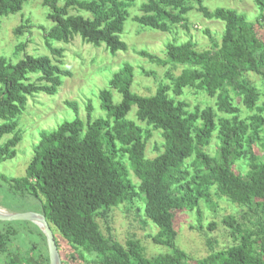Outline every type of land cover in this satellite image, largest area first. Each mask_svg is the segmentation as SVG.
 <instances>
[{
    "label": "trees",
    "instance_id": "obj_1",
    "mask_svg": "<svg viewBox=\"0 0 264 264\" xmlns=\"http://www.w3.org/2000/svg\"><path fill=\"white\" fill-rule=\"evenodd\" d=\"M26 1L0 0V16L19 12ZM41 1L52 22L45 30L46 41L67 43L79 35L95 46L103 43L111 53L126 50L120 34L131 0ZM202 1L147 0L140 4L142 14L134 17L141 26L162 32L178 24L188 30L185 14L195 4L204 18L222 22L219 41L210 48L197 49L188 39L168 41L164 58L137 51L158 65L180 67L170 76V85L160 83L150 94L132 91L134 69L123 63L98 92L104 115L93 117L88 102L85 120L75 116L39 133L23 175H0L12 197L35 202L58 250L67 253L63 245L68 244L76 253H67V258L89 264H264V99L259 102L260 90L248 76L254 73L264 82V0H253L259 11L254 21L234 8L210 10ZM71 7L82 12L70 13ZM20 27L15 31L21 32ZM47 46L51 54L61 55L62 48ZM59 63L44 54H24L16 62L0 57V140L11 135L0 143V162L16 155L21 135L15 118L24 109L26 96L53 94L62 78L71 75ZM185 89L215 97L221 115L209 105L190 108L182 98ZM112 90L119 94L118 101ZM239 103L250 113L242 117ZM65 104L77 112L76 103ZM133 105L136 119L158 130L162 138V150L153 157L145 154L150 130L127 118ZM213 134L217 146L210 155L206 147ZM120 156L127 159L135 184ZM241 160L244 172L235 166ZM212 186L218 197L239 208L220 219L232 242L193 258L175 245L173 223L177 212L193 210L200 223L201 198L215 209ZM135 193L143 202V215L157 228L152 242L169 247V252L149 257L137 238L120 243L101 231L97 218L131 202ZM18 222L20 227L0 230L3 264H49L43 233L30 221ZM215 226L210 221L205 229ZM23 233L30 239L25 246L17 242Z\"/></svg>",
    "mask_w": 264,
    "mask_h": 264
},
{
    "label": "rangeland",
    "instance_id": "obj_2",
    "mask_svg": "<svg viewBox=\"0 0 264 264\" xmlns=\"http://www.w3.org/2000/svg\"><path fill=\"white\" fill-rule=\"evenodd\" d=\"M145 1L147 0H131L125 6L126 19L120 38L126 43L127 48L115 53L109 52L103 43L95 46L83 41L79 35H74L67 43L56 40L46 41L44 39L45 30L52 25V22L46 16L48 8L43 6L41 0H27L19 12L0 16V57L6 58L10 62H16L24 54H44L54 62L58 58L60 67L71 72L70 76L62 78V83L55 93L38 92L26 96L24 109L15 118L17 129L21 135L20 141L15 146L16 155L0 162V175L6 178L23 175L28 159L32 155L33 147L39 140V133L52 130L58 123L72 120L75 116L85 120L88 102L92 106L93 117L104 115L99 106L98 92L107 87L108 79L123 63H130L134 69L132 91L139 94H150L160 83L170 85V76L178 73L180 67H172L168 64L158 65L138 55V50L145 49L164 58V48L168 41L177 43L190 39L195 43L197 49L210 48L213 43L219 41V35L223 28L222 22L204 18L195 9V4L185 14L188 30L180 24L171 26L167 32L141 26L134 17L142 14L140 4ZM64 2V0L59 1L60 4ZM202 3L210 10L219 6L234 8L238 12L244 13L249 21H254L259 13L253 0H203ZM69 11L70 13L82 12L72 7L69 8ZM83 14L88 13L83 12ZM18 26H21V32L15 31ZM206 30L209 31L208 34L205 32ZM261 32L264 36V29ZM48 43L62 48L61 55L57 57L51 54L47 46ZM21 45L23 47H20ZM248 76L259 88V102H261L264 99V82L254 73H249ZM112 94L113 99L118 101L119 94L115 90H112ZM182 98L186 100L190 108L194 105L201 108L209 105L214 109L216 116L221 115L217 112L215 97L208 96L203 92H195L192 89H185ZM67 101L76 103L77 112L65 104ZM235 101L237 102L238 98H235ZM238 107L242 117L250 113L240 103ZM134 111L135 106L133 105L127 118L134 120L143 129L150 130L151 137L147 141L145 154L147 157H153L162 150L160 133L145 122L137 120ZM9 136L11 135H5L0 143ZM216 146L217 139L213 134L206 147L210 155H213ZM120 159L127 167L130 180L135 184L137 179L130 170L127 159L125 156H120ZM191 161L192 159H189L188 163ZM235 166L240 172H244V160L238 161ZM209 192L216 206L215 209H211L204 198L199 200L200 223L196 222L195 210L177 212L173 223L176 232L175 245L193 258L205 256L210 251L232 242L228 232L220 224V219L227 213H236L239 208L226 199L218 197L214 186L209 188ZM0 208L8 212L26 211L24 209L38 211L37 205L31 199L12 197L8 190V182L1 178ZM97 221L104 234H111L120 243H124L128 238H137L144 248L145 255L149 257L170 251L169 247L152 242L151 236L157 228L143 215V202L137 193L131 202L117 205L104 217L99 216ZM210 221H214L216 226L213 230L208 231L205 226ZM21 225L22 223H19L18 220H0V230L5 227H20ZM192 226L195 227L192 228ZM22 235H18L17 242L21 246H25L26 241L30 239L24 233ZM63 246H66L67 253H74L68 244ZM67 253L62 248L59 250L62 264H89L77 260L76 257L67 258ZM86 257V259L89 258L88 255ZM0 264H3L1 255Z\"/></svg>",
    "mask_w": 264,
    "mask_h": 264
},
{
    "label": "water",
    "instance_id": "obj_3",
    "mask_svg": "<svg viewBox=\"0 0 264 264\" xmlns=\"http://www.w3.org/2000/svg\"><path fill=\"white\" fill-rule=\"evenodd\" d=\"M0 220H24L34 223L45 237L49 264H62L59 250L54 239V234L41 212L32 210H26L22 212H8L5 209L0 208Z\"/></svg>",
    "mask_w": 264,
    "mask_h": 264
}]
</instances>
